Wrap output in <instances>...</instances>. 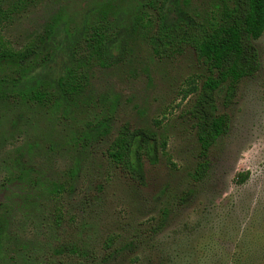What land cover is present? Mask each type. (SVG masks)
I'll list each match as a JSON object with an SVG mask.
<instances>
[{
	"label": "rangeland",
	"instance_id": "374dc122",
	"mask_svg": "<svg viewBox=\"0 0 264 264\" xmlns=\"http://www.w3.org/2000/svg\"><path fill=\"white\" fill-rule=\"evenodd\" d=\"M146 1L0 0L2 11L19 7L1 29L14 49L32 45L58 13L73 31L108 7L120 30L109 47L114 64L93 66L89 86L74 102L53 95L70 58L73 32L65 27L29 76L49 92L45 101L0 96V264H264V34L254 41L261 70L241 82L229 105L225 90L216 94L230 129L211 148L208 173L196 183L199 144L195 121L186 115L196 97L184 94L208 71L192 48L173 58L153 54L154 10L143 8ZM178 1L192 15L212 13L215 3ZM6 75L15 76L0 66V79ZM108 115L111 132L101 140L99 121ZM123 126L168 140V154L160 150L143 161L141 182L107 156ZM139 143L138 137L133 151ZM240 172H249L244 183ZM55 183L72 190L55 200L49 190ZM72 245L93 260L80 263L58 252Z\"/></svg>",
	"mask_w": 264,
	"mask_h": 264
},
{
	"label": "trees",
	"instance_id": "16d2710c",
	"mask_svg": "<svg viewBox=\"0 0 264 264\" xmlns=\"http://www.w3.org/2000/svg\"><path fill=\"white\" fill-rule=\"evenodd\" d=\"M30 0H23L28 3ZM171 2H174L171 0ZM214 9L210 14L192 15L179 7V1L171 5L169 0H147L143 8L154 10V28L149 34V44L153 54L158 58H173L182 55L187 48H192L200 63L206 66L208 75L201 85L195 81L185 92L184 98L194 95V105L186 111L195 121L196 138L199 144L201 162L195 169L192 177L196 183L204 180L208 173L209 152L216 142L230 129V116L219 113L216 94L225 90L227 105L236 96L241 82L256 75L262 68L261 55L254 43L264 34V0H215ZM20 5V4H19ZM140 9V11L143 10ZM19 10L2 11L0 9V66H6L15 74L6 75L0 79V96L13 99H29L42 103L48 96V91L38 84L29 81L30 74L46 59L47 48L61 27L73 32L70 46V58L65 73L56 82L53 95L63 101H75L90 84V71L93 66L111 67L114 63L110 58L109 47L114 42L120 30L110 17L108 7L99 9L80 28L69 29V21L65 14H55L45 25L38 39L24 49H14L7 44L1 35L2 24L11 15ZM141 13L135 18V28L141 25ZM43 56V57H42ZM43 58L42 60H40ZM11 84L9 91L3 86ZM112 115L99 121L101 140L111 132ZM140 143L133 151L135 139ZM79 147L84 148L86 143L83 136L79 138ZM162 151L168 154V140L161 139L154 132L132 130L127 126L119 129L111 141L108 158L124 173L138 182L142 181L141 166L145 159L151 158L154 153ZM133 156L137 162L134 163ZM72 181L77 171L71 170ZM249 172H240L238 182L244 183ZM51 196L57 200L64 192L71 191L72 185L52 184L49 187ZM58 213L56 222L62 223L63 217ZM165 220V218H164ZM0 223V244L5 233V226ZM112 240L107 243L111 246ZM61 254L78 259L80 263L92 261L94 256L89 252L72 246L58 249Z\"/></svg>",
	"mask_w": 264,
	"mask_h": 264
}]
</instances>
